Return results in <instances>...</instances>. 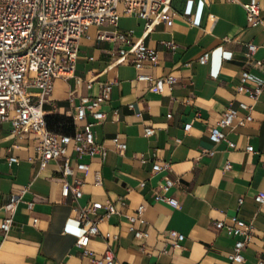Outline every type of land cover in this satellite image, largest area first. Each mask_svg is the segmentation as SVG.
Instances as JSON below:
<instances>
[{"label": "crops", "instance_id": "crops-1", "mask_svg": "<svg viewBox=\"0 0 264 264\" xmlns=\"http://www.w3.org/2000/svg\"><path fill=\"white\" fill-rule=\"evenodd\" d=\"M257 1L264 16V0ZM167 10L173 18L170 26L156 20L144 30L143 19L126 14L115 24L90 25L78 39L74 70L81 81H54L43 108L48 117L68 119L60 129L69 134L82 125L74 121L79 97L93 96L102 82L115 81L99 107L104 117H87L101 152L78 158L72 144L67 149L72 165L77 159L89 164L86 172H75L83 181L78 201L61 194L59 160L40 167L35 134L14 135L11 121L0 123V222L9 195L24 190L12 227L6 233L0 230V264H90L91 257L76 245L83 225L74 207L105 199L120 212L98 223L99 233L87 247L99 255L108 245L117 264H228L234 237L217 231L213 223L229 222L232 215L253 225L238 264H264V202L254 199L264 191V91L253 101L236 90L243 70L250 74L246 86L264 82V73L247 56L248 43H254V57L264 61V26L251 25L242 5L227 0H172ZM128 29H133L130 43L113 38ZM99 34L109 38L99 39ZM139 41L158 52V62L145 61L141 71L155 77L173 75L171 87L157 91L136 80L130 49ZM167 41L176 48L170 49ZM121 48L128 51L124 58L118 55ZM204 52L209 58L201 64L198 57ZM239 101L253 102L252 120L224 129L234 147L226 140L213 143L211 128L229 103L236 107ZM188 122L191 126L185 130ZM148 127L151 135L145 134ZM115 135L126 143L125 149L115 147ZM247 145L252 150L247 151ZM10 155L17 158L11 165ZM165 161L169 170L152 172L154 163ZM165 176L177 180L168 194L179 200L178 207L153 199ZM141 203L145 223L136 221L135 226L147 230L145 240L134 237L128 220ZM172 230L183 235L179 246H173ZM105 233L110 234L107 241Z\"/></svg>", "mask_w": 264, "mask_h": 264}, {"label": "built area", "instance_id": "built-area-1", "mask_svg": "<svg viewBox=\"0 0 264 264\" xmlns=\"http://www.w3.org/2000/svg\"><path fill=\"white\" fill-rule=\"evenodd\" d=\"M172 0H0V123L11 121L12 133L22 135L32 132L36 135L35 145L36 159L41 168L49 161H60L61 194L67 198L70 194L75 201L82 197L83 181L75 176L76 171L86 172L89 164L77 159L72 165L67 155V149L72 144L80 157H92L101 152V147L95 141L93 123L87 117L90 115L94 120H101L104 113L99 109L102 102L106 101L115 81H104L100 84L99 91L93 95H82L76 105L74 121H82L72 134L56 132L49 128L47 112L44 103L49 101L54 88L56 78H74L76 83L81 78L75 75V60L78 53V39L87 31L90 25H101L104 22L115 24L121 14L134 15L144 20V30L153 27L156 20H162L167 25H172L173 18L167 10ZM242 5L246 12L248 22L253 25L264 26V16L260 15V7L257 0H227ZM133 29L117 32L113 38L130 43ZM99 39H107L108 35L99 34ZM170 49L176 48V43H165ZM130 51L133 54L132 64L137 70L136 80L151 84V87L161 91L164 85L172 86L175 82L173 75L155 77L141 71L145 61L152 64L158 62V52L147 47L142 41L133 43ZM256 45L248 43L247 56L252 59V65L264 73V61L254 57ZM128 51L124 48L118 50L120 58H124ZM209 52H204L198 57L201 64L207 62ZM248 70L241 73L240 83L236 90L245 93L255 101L259 94L264 91V82H259L252 87L245 85L249 78ZM34 88L35 91H31ZM132 106V105H131ZM253 102L239 101L235 107L229 103L221 117L217 119L211 128L209 138L213 143L227 141L224 129L228 126L244 125L252 120ZM242 111V114L239 112ZM191 123H186L184 129L188 130ZM153 129H145L146 135H151ZM112 141L118 149H125L126 143L120 141L115 135ZM230 147L235 143L227 141ZM247 151L252 150L250 145ZM211 153L209 150H205ZM8 164L17 161L15 156H8ZM228 163L225 164L227 168ZM170 163H154L152 172L167 171ZM71 177V179H69ZM96 182H100L97 176ZM177 180L169 176L164 177L161 190L153 196L154 201L165 202L173 207L179 206V200L168 191L176 184ZM24 190L21 191V193ZM21 193L9 195L4 204L5 216L0 222V230L6 233L13 224V214ZM258 203L264 202V191L254 196ZM242 203V199L238 200ZM32 202L29 203L31 205ZM74 209L77 218L83 225V232L78 236L76 245L81 249L84 256H90V264H117L114 251L107 245L105 251L99 255L88 249V242L93 235L99 233L98 223L111 214L119 213V209L110 200L92 201L85 204H77ZM145 209L144 204H139L133 214L128 215L129 228L134 237L145 240L148 232L144 228L135 226L139 221L144 224L142 217ZM217 231L224 230L229 236L234 237V243L228 252V264H238L243 261V249L250 241L253 233V225L232 215L229 222L217 220L213 223ZM171 234L176 237L173 246H179V240L183 235L172 230ZM110 237L105 233L104 239ZM143 248L144 245L142 244ZM261 264V262H260Z\"/></svg>", "mask_w": 264, "mask_h": 264}, {"label": "trees", "instance_id": "trees-1", "mask_svg": "<svg viewBox=\"0 0 264 264\" xmlns=\"http://www.w3.org/2000/svg\"><path fill=\"white\" fill-rule=\"evenodd\" d=\"M66 121H68V119L61 118L58 116H53V117L47 116V122H48L49 128L56 131V132H63V131H61L60 126L63 123H65ZM69 122H71V121L69 120ZM65 133H68V132H65Z\"/></svg>", "mask_w": 264, "mask_h": 264}]
</instances>
